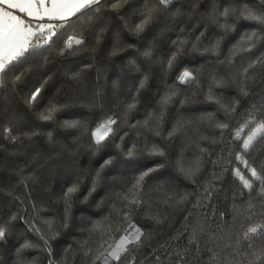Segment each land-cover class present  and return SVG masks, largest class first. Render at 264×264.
I'll return each instance as SVG.
<instances>
[{"label":"trees","instance_id":"16d2710c","mask_svg":"<svg viewBox=\"0 0 264 264\" xmlns=\"http://www.w3.org/2000/svg\"><path fill=\"white\" fill-rule=\"evenodd\" d=\"M229 2L215 0L221 7ZM117 3L100 0L67 22L51 21L55 33L48 43L0 73V223L17 215L0 244V264H102L129 223L143 236L108 264H129L133 257L138 264H249L253 254L258 259L264 252V236L250 244L239 241L249 227L264 224V195L259 182L245 189L234 171L240 168L248 177L236 159L243 155L264 175V138L247 152L242 148L247 134L264 122V75L244 97L235 74L249 55L236 52L256 25L235 19L225 32L205 20L214 0H173L137 35L132 29L140 22L141 0H123L114 8ZM241 3L256 11L264 7L258 0ZM201 32L204 46L185 51L170 67L173 42ZM69 37L84 43L68 52ZM259 51L264 46L252 55ZM185 70L195 82H179ZM213 80L211 95L218 102L208 100ZM36 88L40 94L29 103ZM169 90L176 95L156 136L141 125ZM131 97L136 108L125 114ZM230 105L234 112L226 110ZM51 106L58 109L53 119L42 120ZM108 117L117 120L122 138L97 150L90 133ZM249 120L254 123L245 127ZM224 123L228 128L218 127ZM177 124L181 130L167 136ZM9 127L14 140L3 131ZM240 128L245 135L237 140ZM133 145L136 153L129 157ZM154 145L163 156L149 154ZM106 160L111 164L101 169ZM197 165L199 171L190 174ZM148 169L155 171L145 177L136 194L140 204L132 210L124 197ZM77 181L78 192L66 202L64 194ZM25 242L38 246L18 254Z\"/></svg>","mask_w":264,"mask_h":264},{"label":"snow or ice","instance_id":"6c2138e0","mask_svg":"<svg viewBox=\"0 0 264 264\" xmlns=\"http://www.w3.org/2000/svg\"><path fill=\"white\" fill-rule=\"evenodd\" d=\"M123 0H118V3L113 5L114 8L121 6ZM100 3V0H0V73L5 72L13 62L32 46V37L37 36V32L33 30L30 23L27 19L21 18L20 16L14 14L13 11L17 10L20 13H24L26 17L30 19H59L61 21L67 22L68 19L78 13L81 9L91 7L93 4ZM143 4L142 10L139 12L140 22L135 24L133 27V32L137 35L142 33L148 25L153 23L158 16L163 14L169 5L173 3V0H141ZM259 5H264V0H258ZM244 19L247 21L253 22L256 27L253 31L246 34L241 47L236 52V55H243L245 53L249 54L247 56V64L243 66L240 71L235 74V83L239 90L241 96L247 97L251 94L252 89L256 86L258 82V77L264 75V51H259L258 54L253 56L254 50H257L264 46V7L259 8L258 11L248 9L246 5H242L241 0H230L226 7H221L215 3L211 10L207 13L205 20L209 26H215L223 29L225 32L231 30V22L235 19ZM54 26L47 25L39 27V34L44 35L45 30L51 34V30ZM204 33L201 32L198 36H192L189 39L177 40L173 43L176 45V50L168 58V65L171 67L172 64L176 61L177 57L183 54L185 51L199 50L203 47L202 37ZM83 40L77 39L75 37H69L65 43V50L71 52L75 46L82 45ZM216 46L213 45L212 48L207 49L212 51ZM113 55L116 54L114 51ZM145 56H150V51H145ZM228 64H231V58L225 61ZM20 77H17L19 79ZM181 84L193 83L195 82V77L191 72L185 70L177 78ZM215 85V80L212 84L209 85V95L208 100L213 101L211 95V89ZM143 81L140 82L139 87L142 88ZM139 91V89H137ZM171 94L165 93L161 96L158 101L157 108L149 113L145 120L142 122V127L148 129L156 136H160L162 133L160 131V125L164 119L165 114L168 111L169 105L172 103V97L176 95L174 91H171ZM40 94V88H36L29 96L28 102L32 103L36 101L37 96ZM238 104V101L236 102ZM136 108V97H131L130 101L127 102L124 109L125 114L131 113ZM230 111H235V107L230 105ZM58 111L55 106H51L49 110L41 115V119L44 121H50L53 119V114ZM254 123L253 120L246 122L245 127ZM117 126V127H113ZM181 125L177 124L173 128L167 131V136L172 137L181 130ZM219 128L226 129L228 124H219ZM13 128H5L3 131L8 134V138L16 139L12 135ZM118 133V122L112 117H108L103 122L99 123L95 129L90 133L91 139L94 142V145L97 150L108 147L109 145L115 144L117 139H121L117 135ZM236 139L240 140L242 136L245 135L244 128H240L236 131ZM264 138V122L258 123L254 130H251L250 134H247L246 138L242 140V148L247 152L250 147L253 145V142L257 138ZM136 148L133 145L132 148L127 150V155L129 157L135 155ZM150 155L154 156H163L164 152L158 147L153 146L149 150ZM237 160L244 166V169L247 170L248 177L246 178L245 174L241 171L240 168L235 169L234 176L242 183L245 189L251 190L253 188L254 182H259L261 195H264V175L261 172H258L255 167L250 165L247 160L243 158V155L236 157ZM111 164V160H106L101 165V169ZM183 171V168L181 169ZM155 169H148L142 172L138 177L135 178V181L132 187L128 190L129 195L124 197L128 201V204L132 206V210L140 204V200L136 195L144 186L145 177H147ZM199 171L197 165L195 170H189L190 174L195 175V172ZM99 174V173H97ZM79 181L76 182L72 187L67 189V192L64 194L65 201H69L77 192H78ZM94 190V189H93ZM129 196L132 198L129 199ZM182 202V201H181ZM17 219V215L14 214L9 217L8 221L0 223V244L6 242L7 236L9 234V225ZM125 220L128 219V215L124 217ZM128 227L135 233V236L132 239H129L128 235L121 236L119 240L115 243V246H109L110 250L107 252V255L104 257L102 264H108L109 259L120 260L121 257L129 251L128 245L133 244L139 241L140 237L143 236V233L139 228L135 227L134 224L129 223ZM36 232H39V229H33ZM264 236V224H259L254 227H249L246 232H244L240 238L239 242L247 241L249 244L256 238ZM40 240L43 241L44 247H48V240L43 236H40ZM37 244H32L25 242L17 249L18 254H23L24 251L37 247ZM103 247V246H102ZM249 261V264H264V252L259 253V258H256ZM99 259V257H97ZM49 264H54L53 261H49ZM95 264V262H94ZM129 264H138V261L135 257L129 260Z\"/></svg>","mask_w":264,"mask_h":264},{"label":"built area","instance_id":"2783aa9c","mask_svg":"<svg viewBox=\"0 0 264 264\" xmlns=\"http://www.w3.org/2000/svg\"><path fill=\"white\" fill-rule=\"evenodd\" d=\"M45 29H46V27H45ZM35 31L37 32V36L33 37L32 46L27 51H30V50L34 49V47H36V46L45 45L46 43H48V41L51 39V37L55 33V29L54 28H52L51 34H49V32L47 30H45L43 36H41L39 34V27H37Z\"/></svg>","mask_w":264,"mask_h":264},{"label":"crops","instance_id":"0c3cea01","mask_svg":"<svg viewBox=\"0 0 264 264\" xmlns=\"http://www.w3.org/2000/svg\"><path fill=\"white\" fill-rule=\"evenodd\" d=\"M0 7H3V5H0ZM9 11H13L14 14L20 16L21 18L27 19L28 22H29V21H33V20H35V21H37V22H40L39 24L37 23L36 25H31V24H30L32 28H37L38 26H40V25H42V24L45 25L46 23H50L51 21L59 20V19H51V20H50V19H47V18H45V19H39V18L30 19V18H28V17H26V16H21L20 14H18V13H20V12H18L17 10H9ZM29 23H30V22H29Z\"/></svg>","mask_w":264,"mask_h":264},{"label":"rangeland","instance_id":"374dc122","mask_svg":"<svg viewBox=\"0 0 264 264\" xmlns=\"http://www.w3.org/2000/svg\"><path fill=\"white\" fill-rule=\"evenodd\" d=\"M22 15L25 16L24 13H22ZM33 21H35V20H33ZM36 22H37V21H36ZM39 23H40V22H39ZM47 25H53V23L50 22V23H46L45 25L42 24V25H40V26H45V27H46ZM40 26H38V27H40ZM53 28H54V27H53ZM54 29H55V28H54ZM33 30L35 31L36 28H33ZM31 39H33V37H32ZM135 227H136V226H135ZM137 228H138V227H137ZM129 233H132V234L129 235L128 238H129V239H132V238L135 236V233H133L132 230H131L130 228H129V230L125 233V235H128ZM125 235H124V236H125Z\"/></svg>","mask_w":264,"mask_h":264}]
</instances>
